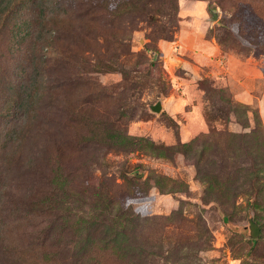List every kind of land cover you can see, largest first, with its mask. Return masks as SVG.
I'll use <instances>...</instances> for the list:
<instances>
[{
	"label": "rangeland",
	"instance_id": "rangeland-1",
	"mask_svg": "<svg viewBox=\"0 0 264 264\" xmlns=\"http://www.w3.org/2000/svg\"><path fill=\"white\" fill-rule=\"evenodd\" d=\"M19 20L0 264H264V0H29Z\"/></svg>",
	"mask_w": 264,
	"mask_h": 264
},
{
	"label": "trees",
	"instance_id": "trees-1",
	"mask_svg": "<svg viewBox=\"0 0 264 264\" xmlns=\"http://www.w3.org/2000/svg\"><path fill=\"white\" fill-rule=\"evenodd\" d=\"M27 1L29 0H0V33L7 31L13 42L28 35L25 30L26 20H19V12Z\"/></svg>",
	"mask_w": 264,
	"mask_h": 264
},
{
	"label": "water",
	"instance_id": "water-1",
	"mask_svg": "<svg viewBox=\"0 0 264 264\" xmlns=\"http://www.w3.org/2000/svg\"><path fill=\"white\" fill-rule=\"evenodd\" d=\"M214 16L217 17V13H214ZM163 108V103L161 100H159L156 104L151 105V109L156 112H160ZM261 227L259 223L254 219L250 218V231H251V236L253 238H256L260 234Z\"/></svg>",
	"mask_w": 264,
	"mask_h": 264
}]
</instances>
